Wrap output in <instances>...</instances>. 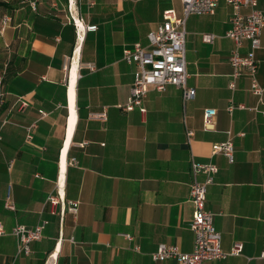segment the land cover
Here are the masks:
<instances>
[{
	"label": "crops",
	"instance_id": "crops-1",
	"mask_svg": "<svg viewBox=\"0 0 264 264\" xmlns=\"http://www.w3.org/2000/svg\"><path fill=\"white\" fill-rule=\"evenodd\" d=\"M257 8L264 13V0ZM166 9L183 14L180 0H0V264H177L151 253L159 243L193 248L191 160L217 167L205 207L221 249L242 244L239 254L205 264H264V92L253 95L246 74L228 86L232 7L218 0L213 14L185 19L193 98L167 84L148 90L144 113L120 108L137 70L123 50L147 48ZM3 16L10 20L1 29ZM248 50L244 41L239 52ZM254 56L264 87V27ZM20 97L29 101L23 111ZM207 109L216 111L212 128L203 126ZM225 141L232 161L213 152ZM49 194L63 197V215L60 205L50 212ZM8 196L13 210L4 206ZM42 220L30 253L19 251L13 227Z\"/></svg>",
	"mask_w": 264,
	"mask_h": 264
},
{
	"label": "built area",
	"instance_id": "built-area-1",
	"mask_svg": "<svg viewBox=\"0 0 264 264\" xmlns=\"http://www.w3.org/2000/svg\"><path fill=\"white\" fill-rule=\"evenodd\" d=\"M182 3V16H177L173 9H166L162 14V20L156 28L147 34L148 47H143L139 43L133 44L131 48L123 50V59L127 63H133L137 66L134 72L130 95L125 105L120 106L122 110H132L137 107L140 113H144L145 107L142 103L148 90L153 88L161 91L167 84H171L182 90L183 100L194 97L195 90L187 86V72L185 61V19L191 14H213L218 0H180ZM233 9L230 16V27L225 32V36L230 38L235 48L229 57V63L232 67L231 80L228 86L233 89L235 80L243 74L250 78V92L261 99L264 87L257 79L256 72L258 62L255 59L254 52L260 47L261 29L264 27V13L257 8V0H225ZM247 7L246 13H241V8ZM10 20L8 16H3L1 29H4L6 23ZM86 30H95L96 25L85 26ZM215 35L212 33H203L204 42H213ZM244 41L249 42V50L245 54L239 52V48ZM18 109L23 111L29 101L25 97L18 100ZM4 98L0 94V106L3 105ZM239 107L243 108L242 104ZM44 114L43 111H39ZM216 111L207 109L203 115V126L205 128L213 127V117ZM97 117L104 119L105 113L96 114ZM34 124L26 127V138H32V128ZM187 134H190L188 132ZM1 139V136H0ZM233 145L230 141L214 144L213 152L223 153L229 161H232ZM192 181L189 187V200L193 205L192 219L190 229L193 231V248L190 252H182L177 246L159 243L151 253L153 260H165L173 258L177 264H205L206 261L225 258L227 255H237L242 251V244L234 242L229 252L221 249L220 233L213 225V214L206 209V188L213 182L217 167L211 162H197L191 160ZM203 174V181L197 179L198 174ZM47 201L50 205V212L63 215L65 203L63 197L59 194H49ZM72 203V202H71ZM75 206L76 203H73ZM7 209L13 210L14 204L7 197L4 202ZM74 209V208H71ZM47 221L42 220L33 228L25 225H16L12 229V234L18 239V250L25 254L30 253L29 243L41 237V231ZM3 230L0 226V234ZM124 237L131 239L129 234Z\"/></svg>",
	"mask_w": 264,
	"mask_h": 264
}]
</instances>
